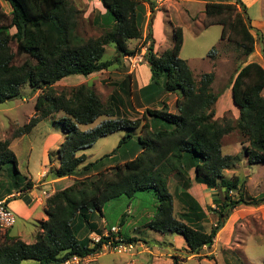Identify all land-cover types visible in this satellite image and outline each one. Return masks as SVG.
<instances>
[{"label":"trees","instance_id":"obj_1","mask_svg":"<svg viewBox=\"0 0 264 264\" xmlns=\"http://www.w3.org/2000/svg\"><path fill=\"white\" fill-rule=\"evenodd\" d=\"M5 1L11 10L6 12L0 4V104L19 96L25 84L42 90L35 102L39 114L21 126L12 138L30 132L42 120L63 112L65 117L60 120L64 124V140L58 148L60 165L51 167L50 173L55 178L72 177L74 181L46 198L47 219L39 222L41 231L34 242L4 234L5 240L0 243V264H23L25 260H35L33 264H62L73 255L99 254L109 240L118 243L117 235L100 234L91 219L97 212L103 213L107 202L122 195L134 197L140 191L153 190L159 205L147 226L158 232L182 235L187 243V257L199 255L215 244L221 224L226 223L235 208L264 202V196L245 195V181L239 175L231 178L224 175L225 170L235 168L241 158L223 152V137L238 130L247 139L244 143H249L243 151L249 164H264V66L261 63L251 61L239 68L231 85L239 116L236 119L224 117L220 121L216 118L220 94L212 87L215 74L207 72L197 80L188 61L180 57L184 44L182 27L175 28L172 47L161 54L155 51L152 22L151 26L148 23L143 39L144 25L158 9V0H101L109 17L104 26L110 27L103 35L91 38L80 33L81 10L69 0ZM205 2L209 20L204 25L221 24L222 39L230 30L229 39L237 42L244 55L253 54L257 36L247 14V4L243 0ZM100 20L97 18L95 23ZM132 39H143V47L147 48L145 56L151 70V86L163 79L165 90L177 95L176 112L163 102L159 108H146L142 118L116 117L114 107L106 106L86 84L60 92L54 88L67 76L87 77L109 69L114 60L104 59L108 44L114 43L119 54H140L141 45L129 48L128 41ZM14 47L26 55L23 63L16 62ZM116 60L122 63L121 58ZM122 92L126 95L123 98L126 104L133 106V90L122 88ZM115 94L110 99L121 102L122 98ZM101 116L110 118L89 129L80 127ZM118 130L126 133L111 153L83 164L87 155L82 149ZM12 138H0V170L8 163L17 168ZM124 145H133L134 155L124 162L108 165L106 159ZM49 159L51 163L55 159L52 153ZM192 169L194 180L216 189L222 199L217 207H208V211L218 217L210 230L203 224L206 211L188 192L193 181ZM171 177L177 181L175 189L170 187ZM31 186L32 182L27 181L21 189L28 190ZM12 190L9 188L8 193ZM235 191L237 195L233 194ZM19 197L27 204L32 203L27 194ZM175 198L182 206L178 216ZM95 231L101 236L97 243L90 236ZM173 259L174 264H180L177 254Z\"/></svg>","mask_w":264,"mask_h":264},{"label":"rangeland","instance_id":"obj_2","mask_svg":"<svg viewBox=\"0 0 264 264\" xmlns=\"http://www.w3.org/2000/svg\"><path fill=\"white\" fill-rule=\"evenodd\" d=\"M0 1L2 8L6 12H10L9 3L5 0ZM69 1L81 10L80 33L85 38L99 37L110 27L104 26V22H109L108 15H105L103 21L100 20L95 23L94 16L101 19L100 12L96 8L92 13L85 14L91 11L86 0ZM205 1L158 0V9L153 16L150 15L144 25L143 39L148 32V23L150 22L151 26L152 22L155 51L161 54L164 50L172 47L175 28L182 27L184 44L180 57L188 61L197 80L204 73L213 72L215 74L212 87L215 93L220 94L216 103L217 117L220 121L224 117L236 119L239 116V111L232 98L233 78L239 68L251 60L258 61L259 58L264 65V0H243L248 6L247 14L251 18L252 26H254L253 33L257 36L255 51L248 57L244 55L243 49L236 41L229 39L230 30L222 39L223 26L221 24H213L208 27L204 25L209 20L206 17ZM143 39L128 41L130 49L142 46L140 54L135 56L119 54L114 43L106 45L104 59L114 60V64L109 69L87 77L78 74L67 76L57 82L54 88L60 92L80 84H86L96 91L106 106L114 107L116 117L124 115L132 120L142 118L146 108H159L163 102H168L170 110L176 112L175 99L177 95L165 90L164 80L162 79L159 84L151 86V70L145 56L147 48L143 47ZM14 51L16 62L23 63L26 55L18 52L16 47H14ZM117 57L122 59L121 64L116 60ZM133 62H135V66H133ZM131 73L132 75H130ZM122 88L133 90L134 96L131 98L133 106L126 104L125 99H123L126 95H123ZM41 93L42 90H34L29 84H25L19 96L0 104L1 139L12 138L21 126L39 114L35 109V102ZM113 93L122 98L121 102L110 99ZM61 117H65L63 112L55 113L39 122L30 132L13 140L12 149L17 158V168L12 163H8L0 170V196L6 193L7 188L20 189L21 186L17 185H24L27 180L33 179V182L37 184L45 142L49 135L58 133L62 139L64 137V124L60 120ZM108 118L110 117L101 116L93 123L80 127L89 129ZM125 133V130L115 131L99 138L93 145L82 149L81 152L87 155V160L83 164L93 162L111 153L118 146ZM138 133L139 129L136 130V134ZM134 139L138 142L136 137ZM246 140L238 130L226 134L223 137L224 153L242 157L245 154H243L244 148L248 146L246 144H249L248 142L244 143ZM55 141L56 138L53 137L48 142L54 143L49 153H52L53 157L59 160L58 147L61 142L56 143ZM134 151L133 145H124L114 156L108 157L106 162L108 165L124 162L134 155ZM239 164L240 162L236 168H240V174L244 176L245 170L242 171L243 168ZM262 165L263 163L247 166V169L254 171L255 179L258 176L264 178ZM47 171L50 172V168ZM226 172L228 175L234 173L233 170ZM176 184V179L171 177L170 187L175 189ZM63 185L64 183L54 184L45 180L34 191L44 198L43 191L51 193L53 189L63 187ZM250 191H252V186ZM176 201L178 204V200L175 198ZM158 205L159 200L153 190L140 191L134 197L122 195L107 202L103 207V213L97 212L91 219L98 226L100 234L109 231L113 225L118 226L120 232L117 235H121L125 239L136 238L135 243L138 248L133 254L119 253L112 248L104 249L100 254L88 257L84 264H174V254L179 256L180 264H264V206L261 212L258 211L257 214L246 216L241 213L239 215L242 216L237 215L228 219L219 228L215 239L216 244L210 249L202 250L200 255L193 258V255L187 257V243L182 235L173 232H158L147 226L149 219L155 215ZM178 210L179 205H176L177 216L179 215ZM208 213L209 216L204 222L206 229L210 230V227L217 222L218 217L214 212L208 211ZM20 230L26 232L23 239L34 242L41 230L40 223L35 219L24 220L16 215V223L13 227L7 230L0 228V243L5 240V233H8L9 236H17ZM141 249L146 252L137 256L136 253ZM210 256L214 258L209 259ZM34 262L35 260H25L23 264H33Z\"/></svg>","mask_w":264,"mask_h":264},{"label":"crops","instance_id":"obj_3","mask_svg":"<svg viewBox=\"0 0 264 264\" xmlns=\"http://www.w3.org/2000/svg\"><path fill=\"white\" fill-rule=\"evenodd\" d=\"M86 1H87V3H89V7H90V10L91 11H88L85 14L88 15V13H92L94 11V9L96 8L97 11L100 12L101 20H102L105 17V15L107 13V10L103 6L101 0H86ZM89 1H91V2H89ZM85 14H83V15H85ZM96 19H97V16L96 17L94 16L93 20H96ZM257 62H259V63L262 64V62L259 60V58H258V61ZM217 109L218 108L216 106V113H217ZM238 114H239V112H238ZM217 116H218V113L216 114V118H219ZM23 135L18 136V137H15V138L22 137ZM53 137L56 138V141H55L56 143L62 142L64 140V137L62 139V136L59 135L58 133H54V134H50L49 135L48 140L45 142V147H44V151H43V160H42V163H41V168L38 171L37 184L33 182V179L32 180H27V181H31L32 182V186H31L30 189H28V190H26V189L25 190H22L21 188L23 187V184L22 185H19L18 184L17 186H21L20 189H17V190H14L13 189L12 190V193L9 194L8 193L9 192L8 191L9 188H7L6 191H5L6 193L3 194L2 196H0V200H6V201H8L9 207L12 208V210L15 212L16 215H18L20 218H23L24 220H33V219H35L37 222H41V221L47 219V215L45 213L46 197H44V198L43 197H40L34 191V189L38 185H41L45 180L46 181H49L51 183H54V184H62V183H64L63 187H60V188H57L56 187L55 189H53L52 192H51V194H52L56 190H60V189H64V188L68 187L74 181V178H72V177L55 178L50 172L47 171V170H49V168L51 169V167H53V166L54 167H58L60 165V159L57 160L56 157H54L55 159L53 160L52 163L49 161L50 160L49 159V152H50V149L53 147L54 143H51V142L48 143V142ZM15 138H12V142H13V140ZM12 142H11V146H12ZM247 145H249V144H246V146ZM225 154H230V153H225ZM230 155H233V154H230ZM240 158L241 159L239 161L240 162L239 166L241 165V168H243L242 171L245 170L244 176H241V174H240V171H241L240 168H236V167L233 168V169H227V170H225L224 175L227 178H230L234 174L239 175L245 181L244 192H245V195L247 197H256V198H259L261 196H264V189H263V187H264V178L262 176H258V178L255 179L256 175H255L254 171L251 170V169H247V166L250 167L253 164H249L248 158L245 155H242V157L240 156ZM261 167L264 169V164ZM229 170H233L234 173L231 174V175H228L226 171H229ZM190 176H191V178H192L193 181L191 183L190 188L188 189V192H190L198 200V202L201 204V206L203 207V209L206 211L207 217H208L209 216L208 207L209 206H212V207L214 206V208H215V207H217L218 203H220V197L218 195V191L216 189H213V188L212 189L208 188L205 184L196 182L194 180L195 174H194V170L193 169L190 171ZM44 178H45V180H43ZM251 186H252V191H250ZM20 194H22V195H24V194L29 195L30 198L32 199V203L31 204H27L23 199H21L19 197ZM233 194L234 195H237V192L235 191V193H233ZM13 196H16L17 198H14ZM176 205H179V210L177 211V213L178 212L180 213L182 211V206H181V204L179 202L177 204V201L175 202V207H176ZM263 206H264V202L261 203V204H259V205H245V204H242V205L238 206L237 208H235L233 210V212H232L231 216L229 217V219L230 218L232 219V218H234L235 216H237V215H239L241 213H243L242 215H246V216L248 214L249 215H251V214H257L258 211L261 212V209H262ZM242 215H239V216H242ZM203 224L205 225V222ZM95 228H96V230H99L98 226L95 227ZM82 233L83 234L86 233V230L82 231ZM25 234H26V232L20 230L18 232L17 236H15V237H19L22 240L28 242L27 240L23 239V236H25ZM103 234L105 235L106 232L103 233ZM97 235H99V234L96 231L90 234L91 238H93L94 236H97ZM28 243H30V242H28ZM143 246H144V244H143ZM145 252L146 251L144 249H141L140 251H138L136 253V255L137 256H141L140 254H144ZM96 255H98V254H96ZM192 257L193 258H196V255H193Z\"/></svg>","mask_w":264,"mask_h":264},{"label":"built area","instance_id":"obj_4","mask_svg":"<svg viewBox=\"0 0 264 264\" xmlns=\"http://www.w3.org/2000/svg\"><path fill=\"white\" fill-rule=\"evenodd\" d=\"M135 65H136L135 62H133V66ZM43 195L47 198L51 195V193L43 191ZM13 197H16V196H13ZM15 223H16L15 213L9 207L6 200H0V228L7 230L13 227ZM119 232H120L119 227L113 225L109 231H106L105 235L107 237H111L112 234L117 235ZM92 239L94 243H97L100 241L101 236L97 235L93 237ZM116 239L118 240V243L115 244L114 241L111 239L106 244L103 245L102 250L104 249L107 250L108 248H112L113 250L119 253L133 254L134 251L138 248L135 242H127L125 241V238H123L121 235L120 236L117 235ZM88 257H91V256H88ZM88 257H80L78 255H73L72 257L65 260L62 264H84V261H86Z\"/></svg>","mask_w":264,"mask_h":264},{"label":"water","instance_id":"obj_5","mask_svg":"<svg viewBox=\"0 0 264 264\" xmlns=\"http://www.w3.org/2000/svg\"><path fill=\"white\" fill-rule=\"evenodd\" d=\"M221 226H223V223L221 224Z\"/></svg>","mask_w":264,"mask_h":264}]
</instances>
